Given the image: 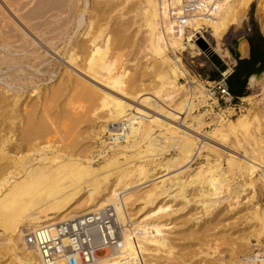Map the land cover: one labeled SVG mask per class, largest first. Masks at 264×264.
<instances>
[{
    "label": "bare ground",
    "instance_id": "6f19581e",
    "mask_svg": "<svg viewBox=\"0 0 264 264\" xmlns=\"http://www.w3.org/2000/svg\"><path fill=\"white\" fill-rule=\"evenodd\" d=\"M0 1L9 8L8 0ZM179 3L180 0H55L42 6L47 11L54 10L56 13L53 12L55 14L53 17L59 18L54 26L52 22L48 23L47 32L41 29L42 38L39 34L41 40L38 41L40 46L39 43L29 42L24 31L22 32L24 38H21L27 40V45L23 43V46L19 44L16 46L9 40L2 41L0 66H5L9 73H5L6 77L3 76L4 74L1 76V80H5L4 77L7 80L3 81L4 85L3 83L2 86L0 85V237L2 242L6 241L4 248L11 253L10 260L17 264H45L39 250L26 243L27 233L43 226H52L102 212L107 208L113 209L120 226V233L115 244L99 250L91 264H146L143 258L148 255L155 257L159 253L164 255L165 260H170L168 258L175 255L173 254L175 249L171 244L173 240L170 241L164 234L161 236L160 231L164 227L162 225L164 222H168L173 216L187 209H190L188 210L190 212L193 209L191 208L193 202H197V206L203 208L204 215H212L214 209L216 210L219 204L227 200L223 196L221 198L225 191L232 192L233 196H230L233 202L227 208L230 212H234L240 204V194L254 187L252 177L258 171L262 172V175L257 180L264 184V158L260 160L250 158L255 157L254 155L242 156L243 159L239 161L241 170L239 168L237 170L241 171L239 173L241 178L243 179L245 174L247 180L243 179L241 184H236L233 191L231 190L233 179L227 176L228 171L223 169L219 160L214 163L200 164L196 171L190 170L188 163L199 155L195 150V140L188 133L179 131L169 124L164 125L156 118H151L146 123L145 118H138L139 115L136 117L128 113V106L120 99L123 96L136 98L140 92L146 90L152 91L161 101L165 99L164 97L168 99L171 94H175V100H171L170 104L175 110H184L186 117L198 103L206 105V101L210 102L205 90L196 81L189 80L186 90L178 85V78L186 77V72L180 65V58L173 53L174 47L177 45L178 49L184 50L183 40L187 33L192 31L191 35L197 36L201 34L198 32H202L206 27L215 40L212 50L220 55L225 53L226 57L227 53L222 47L220 38L230 28H240L244 20L235 15L230 6V0H223L214 16L197 19L190 23L187 31L177 32L173 28L170 10L178 7ZM3 7L0 8V12L4 11ZM127 14L132 16L126 18ZM108 19H112V23L115 22L114 30L112 27L109 28L108 24L111 21ZM263 22L259 24V28L264 34ZM131 26L136 29V33L134 32L136 40L139 34L144 33L143 43L151 55L150 59H159L157 68L159 71L156 75L158 90L156 91H153L156 89L154 84L152 87L149 86L150 84L146 85L147 89L141 90L138 84L140 81L138 82L136 77L129 80L128 65H123L124 62L121 64L122 53L120 54L119 50L131 47L132 43L133 47L136 46L135 51L138 47L137 41L132 40L131 45L128 43V40L130 42L132 38L131 33H128ZM109 32L114 36L111 37ZM71 34L72 37H70ZM137 43L140 45L139 42ZM123 44L126 47L122 48ZM45 46H48V51L40 52ZM193 49H197L195 45L192 46ZM49 52L60 59L58 63H56V57L54 60L56 62L52 61L53 69L55 65L59 69V65L64 61L80 73L82 72L86 78L96 81L102 89L101 87L97 89L76 73L73 74L72 70L64 68L65 70L58 74L60 80L57 77L56 84L46 86L45 90L42 88L44 92H41L42 84L39 86L37 82L47 80L44 77V74H47L45 72L53 69L48 66L43 71L44 66H42L43 75H40L41 71L38 68L47 55L51 56ZM169 53L173 56L172 58L168 55ZM192 56L194 57V53ZM119 59L121 62L118 64ZM37 66V70L31 71ZM48 75L49 73L47 74L49 81L57 76V74ZM257 82L259 79L252 76L249 85L254 86ZM24 89H26L25 92ZM31 96L36 97L30 100ZM27 98L30 101H27ZM75 98L77 100L79 98L83 105H86L85 101L87 104H95V110L94 107H89L90 104L87 107L93 109L91 112L96 116V120L99 117L104 121L98 126L97 135L104 134L107 128L114 126L108 130L111 144L104 142L102 148L108 145V151H111V154L105 155V158L101 156L104 158L103 163L96 165L97 167L94 166L93 159L89 158L91 156L88 149L91 146L87 148L88 144L87 147L85 146L87 142H83L84 139L87 140L88 134L84 132L85 138L82 136L85 134L81 135L83 140H80L82 137L79 134L86 129L85 123L87 125V122L92 121L91 116H88L91 112L80 105L79 100L75 102ZM149 100L150 98L146 97L141 101L150 102ZM195 100L198 101L197 104L194 103ZM212 104L210 102L207 106L210 107ZM230 109L228 107L221 113H213L211 122L220 127L230 128L231 124H228L224 118V113ZM99 110L101 116L95 114V111ZM212 110L210 109L209 112ZM89 123L88 126L92 124ZM197 123L200 125L199 120ZM243 123L242 119L237 121L240 126ZM82 124L84 130L79 129ZM154 128L158 129V134H155ZM79 130L82 131L79 132ZM89 130L86 132L90 133ZM170 150H175L174 156L162 158L164 154L170 155ZM137 162H139L138 165H136ZM232 164H227L230 165L228 168H231ZM230 171L228 173L233 174L235 170ZM159 175L160 181L156 182V177ZM154 180L156 181L150 184ZM146 188H148L146 191L139 192ZM251 201L247 202L251 205ZM135 203L142 205L136 213H146L145 218L138 220L128 214V210ZM253 211L250 214L253 220H256V212L254 209ZM219 215L217 214V218ZM259 220L261 219L256 221L261 222ZM257 225L252 226L250 234L247 235L249 239L243 242L247 253L242 260L243 264H256L252 258L253 248L251 249L250 240L252 237L264 235L261 224ZM205 229L207 231V228ZM141 230H145L146 235H141L143 234ZM105 251L106 255L98 256ZM3 253L0 251V254ZM155 259V263L148 264H157L158 260ZM55 264L65 263L63 260H58ZM80 264H83V261Z\"/></svg>",
    "mask_w": 264,
    "mask_h": 264
},
{
    "label": "rangeland",
    "instance_id": "374dc122",
    "mask_svg": "<svg viewBox=\"0 0 264 264\" xmlns=\"http://www.w3.org/2000/svg\"><path fill=\"white\" fill-rule=\"evenodd\" d=\"M54 1L53 0H15V1L14 0H8V2L10 3L9 8H7L8 6H6L3 2L0 1L1 2L0 8L2 9L3 5H5L6 7L4 6L3 9H4V11L7 10L5 14H3L4 11L1 10L3 15L0 12V14H1L0 15V32H1L0 45L7 40H9L12 43V45H16V46L22 45L23 46V43H24V45H27V40L22 39V38H24L22 35L23 31H24V34H27V36H28L27 38H28L29 42H35L38 44L42 38V33H43L42 31L47 32L46 28L49 26L48 23L52 22L51 24L54 26L55 23L57 22L58 18H59V17L56 18L55 16H54L55 18L53 17V14L56 13L54 10L53 11L52 10L47 11L44 7H42L47 2L51 3ZM230 6L233 9L235 15L238 18L241 17L242 20H244V21H243L242 25L240 26V28H234V27L230 28L225 33V35H223L220 38V42L222 44V47L227 53L226 57H225V53L223 55H220V54L216 53L214 50H212V49H214L213 47L215 45V40L213 37H211L210 31H208L206 27L204 28V30H202V32L199 31L198 33H201V34H198L197 36L191 35L192 31H190L189 33L186 32L187 35L185 33L186 36L184 37V40H183L184 50L182 49V51H181L180 48L178 49L179 46H177V45L174 47L173 53L176 57L180 58V65H181L182 69H184V71L186 72V77L180 76L178 78V85L183 86V90L188 89V86H189L188 81L189 80L190 81H192V80L196 81V83L200 84V86L203 88V90H205V85H207V82L213 81L212 79L214 78V76L218 74V69L211 62V60H213L214 58H217L224 63L225 71H228V69H230V68L233 70L235 67V64H234V62H233V60L229 54V50H233V49L235 50L237 48L239 42L243 39H247V40L253 39L254 42L258 43V45L260 44V46L262 47L261 50L264 52V42L261 40L262 36L259 34V27H260L259 24H261L264 20V0H230ZM46 14H47V16H48V14H49V16L50 15H52V16L47 17ZM44 15H45V17H44ZM112 16H114V15H112ZM130 16H132V14L128 15L127 17L125 16V17L129 18ZM51 18H53V19H51ZM108 20H110L111 21L110 24L113 25V26H111L110 24H108L109 28L112 27L114 30L116 28V27L114 28L115 22L112 23L113 22L112 19H108ZM126 20H128V19H126ZM2 21H4V22H2ZM53 21H55L54 24H53ZM43 22H44V24H43ZM45 23H46V25H45ZM39 24H40V26H38ZM28 25L31 27L33 26V28L29 27ZM43 26H45V27H43ZM132 27H134V26H131L129 28L130 30H132V32L130 30H128V33H131L130 36L132 37L130 42L128 40V43H130V45H131L132 40L139 42L141 46L137 42H136V45H138L137 49L139 48L140 50L136 49V51H135L134 48H136V46L133 47V45H134L133 43L131 45L132 48L131 47L124 48L126 46H124V44H123L122 48H124L125 50L124 49L119 50L120 54L122 53L121 54L122 57H120V59L122 60L121 64H123V62H124L125 64H123V65H128L127 69H129L128 70L129 80L132 78L134 79V77H136L138 82L140 81L138 84H139V88L141 87V90L147 89L146 85L150 84L149 86L152 87V85L154 84L156 89H154L153 91H156V90H158V81H157L158 79H157L156 75L159 71L157 69L159 59L158 58L150 59L151 55H150L149 51L146 50L145 43H143L144 42L143 41L144 33H141L142 35L139 34L137 36V40H136V36H134V32L136 33V29H134L135 27L134 28H132ZM41 29H43V30L41 31ZM33 30L35 32H38V34L37 33L35 34V32ZM109 30H111V29H109ZM113 30H111V31H113ZM128 33L125 32V34L127 36H129ZM132 33H133V35H132ZM39 34H41L40 35L41 38L39 37ZM5 35H6V37H5ZM110 35H111V37L114 36L113 33H110ZM36 36L38 37V39ZM70 37H72V34L70 35ZM133 37H134V39H133ZM138 38H139V40H138ZM68 41L70 42L71 40H68ZM17 44H19V45H17ZM38 45L40 46V43ZM125 45H126V43H125ZM128 45L129 44H127V46ZM193 45H195L197 49L192 50ZM22 46H20V47H22ZM47 49H48V46H45L43 48V50H41L40 52L45 53L46 51H48ZM139 53H141V54H139ZM192 53H194V57L192 56ZM49 54H51V56L47 55L44 58L45 60L42 62V64L43 63L44 64L43 65L41 64V66L39 65L40 69L37 66L36 68L33 67L32 70L31 69L30 70L34 71V70H37V68H38V70L41 71V73H39V74L43 75L42 70L44 71L45 70L44 68L50 66L48 68L53 69L51 67L52 66L51 64H52V61L55 60L56 56L54 54H52V52L51 53L49 52ZM134 54L136 56H134ZM168 55L171 58L173 57L170 55V53ZM138 57H140V58H138ZM46 59L48 61H46ZM120 59L118 60L119 61L118 64L121 62ZM56 60H57V62L54 61L53 63H55V62L58 63L60 61V59H58V57H56ZM261 61H262V65H261L262 70L255 77V78L259 79V82L255 83L254 86H250L249 85L250 78H249L248 82H247V86H246L245 96L241 97L239 100H236V103H235L236 105L230 106L229 108H231V109L224 113V116H225L224 118H225V120H227L228 124H231L230 125L231 129L229 127L227 129V126H221L220 127L217 124H215L214 122H211L214 114L221 113L222 110H225L226 108H228V107H225L224 105H221V104H218V105L212 104V105H210V107H208L207 104H209L210 102L206 101V105H204V104L201 105L198 103L197 100H195L194 103L195 104L198 103V105H196V108L193 109L191 114L186 117V114L183 113L184 110L183 111L175 110L173 105L170 104L172 102L171 100H175V97H174L175 94L174 95L171 94L168 97V99H166L167 97H164L165 98L164 100L166 102L164 100L161 101V99H159L157 96H155L152 93V91H147V90L143 91L144 93L140 92L142 94L139 93L136 98H131L130 96H126V97L125 96H123V97L119 96V97H121L120 99L124 103H126V105L128 106V111H127L128 113H131V114L135 115L136 117L139 115L138 118H140V117L145 118L146 123H148L149 119L156 118L161 123H163L164 125L169 124V125L177 128V129H179V131H182L184 133H188L195 140V143H196L195 150H197L198 152L200 150V152L199 153L196 152L199 155L198 156L196 155V157L194 159L190 160L191 162L188 163V167L190 170L196 171L200 164L214 163L216 160L220 161L223 169H225L226 172L227 171L229 172V170H231L233 172L235 170L233 172V174H231V173L229 174L228 172L226 173L227 176L228 175L231 176L230 177L231 180L232 179L234 180V181L232 180L233 183L231 184V190L233 191L236 184H241L243 179L247 180L245 174L243 176V179L240 176L241 174H239L241 172V171H239V170H241V163H239V161H241V159H243L242 156L247 157L246 155H248V156L254 155L255 157L251 156L250 158L255 159V160H260V158L261 159L264 158V155H263V153H264V151H263V149H264V58ZM61 64L59 65V69L57 68L58 66L56 67V65H55V67H54V65H53L54 69L50 70L51 73L47 72V71L45 72L47 74L49 73V75H51V76L52 75L55 76V74H57V76H55L51 80L52 82L48 80L47 74H44V77L47 78V80H42L43 82L40 80L39 82H37V85H39V86L42 84L41 88H40L41 92L43 91L44 88H46V86L48 87V86H52V85L56 84L55 79L57 80L59 72L60 71L63 72V70H65L64 68H68L67 70H72L73 74L76 73L77 76L82 78L88 84H92L97 89H100V87L102 89V86H100L98 83H96V81H93L92 79H89L88 77L86 78V76L84 74H82V72L80 73V71H78L76 68L75 69L72 68L70 65L64 63V61H63V63L61 62ZM42 66H44V67L41 70ZM155 66H157V67H155ZM153 70H154V72H153ZM5 73H9L8 70H6L5 66H0V82H1L0 85L1 86H2V83L4 85L3 81L7 80L5 78L7 74H5ZM2 75L5 76L4 77L5 80H1ZM58 78L60 80V77H58ZM59 80H58V82H59ZM45 81H47V82H45ZM44 82H45V84H44ZM25 91H26V89H24V92ZM23 95H25V94H23ZM40 95H42V93H40ZM31 97L32 98H30V100L33 99V97L35 98L36 96H31ZM140 97H141V99H140ZM146 97L150 98L151 101L150 100H149L150 102L141 101L143 98H146ZM132 99H133V101H132ZM30 100H29V98H27V101H30ZM75 100L77 102L79 100V102H80L79 98H78V100L75 98L74 101ZM168 100H169V102H168ZM81 101H83V100H81ZM140 102L141 103L143 102V103L141 104ZM81 103L82 102H80V105L86 107L85 109L89 110L90 112L93 110L90 108L94 107V110L96 109V106L94 103H93L94 106H93V104H90V103L87 104L86 101L84 103L86 105H83ZM146 103H147V105H146ZM148 103H149V105H148ZM89 104H90V106H89L90 108L87 107ZM84 107H83V109H84ZM170 107L172 109H170ZM210 109H213L212 112H209ZM158 110H160V111H158ZM141 111H143V112H141ZM176 111H178V112H176ZM95 112H96L95 113L96 115L101 116L100 110L95 111ZM138 112H140V113L138 114ZM97 113H100V114H97ZM167 113H170L169 114L170 116ZM90 114L91 115L88 114V116L89 117L91 116L90 118H92L93 122L92 121L90 123L87 122V125L85 123L84 126L86 129H88V130L90 129L89 131L91 134L89 132H86L88 130L85 129L86 130L85 131L83 129L84 128L83 124L79 126L80 127L79 129L82 128L84 130L83 133L82 132L79 133L82 130H79L78 133L80 134V136L82 134H85V133L88 134L87 137H86V134L82 135L84 138L86 137L87 140H85L82 136H81L82 138L80 140L84 139L83 142L84 141L87 142L86 145L84 144L85 142L83 143L86 147L88 144L87 148H89L91 146V148L88 149V151L90 150V156H91L89 158L93 159L94 166H96V165L99 166L103 163V159L105 158V155L109 156L111 154V151H108V148H109V147H107L108 145L104 149H102V148H103L104 142L106 144L111 142V140H109L110 134H109L108 130H110V128L111 129L114 128V126H110V128H107L106 129L107 132L105 131L104 134L98 133V135H97L96 133L98 132V126H100L102 123H104V121H102L103 119L101 120V118H99L98 116H97L98 118L96 120V116L92 115V112ZM148 114H149V116H144V115H148ZM239 119L244 120V123L241 124V126L237 124V121ZM197 120L200 121L201 126L198 125ZM88 123L89 124L92 123L93 125L91 124L88 126ZM87 126L89 128H87ZM92 129H94V130H92ZM154 131L156 132L155 134L159 133L158 129L155 130V128H154ZM225 133H227V134H225ZM150 136H152L151 132H150ZM238 141H239V144H238ZM169 153H170V155L164 154L162 158L167 159V158H169V156H174L175 150H173V151L170 150ZM92 156H93V158H92ZM101 156L104 158H101ZM227 162H229L230 165L233 163L232 164L233 166H231V168H228V167H230V165L228 166L227 164H229V163H227ZM138 163L139 162H137L136 165H138ZM238 168H239V170H237ZM163 175H166V174L163 173ZM260 175H262V172H260V171H258V173L256 175H253L252 178H253V182H254V187L252 188V190L249 189V190H246L244 193L240 194V198H239L240 204L237 206L236 209H234V212H230L229 209L227 208L228 205L231 202H233L232 192L230 193L229 191H225V193L223 195H221V198L223 196V198L224 199L227 198V200L224 201L223 203L219 204V206L217 207L216 210L214 209V213L212 212L214 215L213 214L212 215L210 214V216L204 215V213L202 211L203 208L197 206V204H196L197 202H193L192 207H191L193 209L190 212L188 211L190 209H187L184 212L173 216L172 219H170L168 222H164L162 224L164 227L160 231L161 236L164 234L167 239H170V241L173 240V241H171V244L173 245V248L175 249V251L173 252V254H175V255L168 258L170 260H165L164 255L162 253H159L155 257H153L152 255H148L145 258H143L142 260H145L147 262L146 264H148L149 262L155 263V260H156L155 258H157V260H158L157 264H243L242 260L247 255V253L244 249V246H243V242L245 239H249L247 235L250 234V230L252 229V226H254L255 224L256 225L258 224L257 226H260V224H261V228L264 229V227H262V226H264V223H263L264 222L263 221L264 220V184L261 181L257 180V178ZM159 177H160V175L156 177L157 181L154 180L150 184L154 183L155 181L159 182L160 181ZM147 189L148 188L144 189L143 191L139 190V192L142 193V192L146 191ZM230 195H232V196H230ZM228 196L231 197L230 200H229ZM251 197L253 198L252 201H251V199H252ZM248 200L251 201V205L249 202H247ZM140 207H142V205H140V203H135L128 210V214L131 215L133 218H137L138 220L145 218L146 213H144V214L143 213H136L140 209ZM248 207H250V208L247 209ZM200 208H202V209H200ZM253 209L256 212V216H257L256 220H258L260 218L261 220H259V221H261V222H257L256 220H253V218L250 214L251 212H254ZM198 212H199V214H198ZM217 214H220L218 216V218H217ZM256 216H255V218H256ZM187 218H188V220H187ZM210 223H212V224H210ZM216 223H218V224H216ZM207 224H209V226ZM201 227H203V228H201ZM205 228H207V231L209 228V231L207 232ZM258 228H260V227H258ZM203 229H204V231H203ZM141 231L143 232V234H141V235H143V236L146 235L145 230H141ZM199 231H200V233H199ZM205 231H206V234H205ZM144 232H145V234H144ZM201 232L205 236H207V234H208V236L205 237L203 235L204 236V238H203ZM261 237H264V235H260L257 238L252 237L250 240V245H251V242L253 240L258 241ZM1 240H2V238L0 239V241ZM166 242H167V240L165 241V243ZM5 243H6V241H4V240L2 243H0L1 253L5 252V254L4 253L0 254V264H14V263L17 264L12 259H11L12 261L10 260L11 253H9L8 251L5 250V248H4ZM1 244H3V246H1ZM206 244H208V245H206ZM177 249H179V251ZM251 249H252V247H251ZM6 254H8V255H6ZM106 254L107 253L105 251L103 253H99L98 256L102 257ZM19 256H20V254H19Z\"/></svg>",
    "mask_w": 264,
    "mask_h": 264
},
{
    "label": "built area",
    "instance_id": "2783aa9c",
    "mask_svg": "<svg viewBox=\"0 0 264 264\" xmlns=\"http://www.w3.org/2000/svg\"><path fill=\"white\" fill-rule=\"evenodd\" d=\"M223 0H180L178 7L170 10L175 31H187L191 22L214 16ZM232 69L220 73L216 80L207 82L205 93L213 104L225 107L236 105L229 91L227 78ZM120 233L113 209L92 213L73 221L43 226L25 235L28 245L40 252L45 264L63 260L65 264H91L99 250L115 244ZM116 234V235H115ZM252 258L256 264H264V237L251 242Z\"/></svg>",
    "mask_w": 264,
    "mask_h": 264
},
{
    "label": "trees",
    "instance_id": "16d2710c",
    "mask_svg": "<svg viewBox=\"0 0 264 264\" xmlns=\"http://www.w3.org/2000/svg\"><path fill=\"white\" fill-rule=\"evenodd\" d=\"M264 42V39L261 38ZM251 43V51L255 52L257 56L250 57L248 60H237L232 73L227 78V85L229 91L234 96L235 100H239L241 97L245 96L246 86L248 79L254 75H257L261 72L262 68V59L264 58V52L261 50L260 44L254 42L253 39L249 40ZM232 54V52H231ZM212 64L218 69V74L214 78H219L220 73L225 71V65L222 61L217 58L211 60ZM256 62H259V67L254 68Z\"/></svg>",
    "mask_w": 264,
    "mask_h": 264
},
{
    "label": "crops",
    "instance_id": "0c3cea01",
    "mask_svg": "<svg viewBox=\"0 0 264 264\" xmlns=\"http://www.w3.org/2000/svg\"><path fill=\"white\" fill-rule=\"evenodd\" d=\"M259 34L262 36L261 38L264 39V34L261 32L259 28ZM232 52V54H231ZM229 54L234 62V64H237V60H248L250 59L251 55L252 57L256 58L255 52L251 51V43L247 39H243L239 42L237 48L234 50H229ZM259 67V62H256L254 68ZM256 77V75H254ZM251 78V77H250ZM217 78H213L212 80H216Z\"/></svg>",
    "mask_w": 264,
    "mask_h": 264
}]
</instances>
